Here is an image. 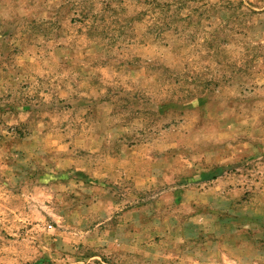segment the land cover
<instances>
[{"label":"rangeland","instance_id":"obj_1","mask_svg":"<svg viewBox=\"0 0 264 264\" xmlns=\"http://www.w3.org/2000/svg\"><path fill=\"white\" fill-rule=\"evenodd\" d=\"M0 264H264V0H0Z\"/></svg>","mask_w":264,"mask_h":264}]
</instances>
